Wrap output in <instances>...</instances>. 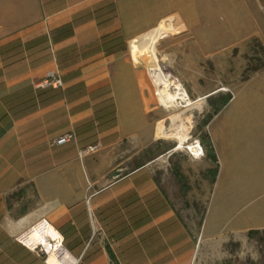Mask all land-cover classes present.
Returning <instances> with one entry per match:
<instances>
[{
	"label": "crops",
	"instance_id": "obj_1",
	"mask_svg": "<svg viewBox=\"0 0 264 264\" xmlns=\"http://www.w3.org/2000/svg\"><path fill=\"white\" fill-rule=\"evenodd\" d=\"M178 1L0 0V264H59L19 243L34 248L41 222L76 264H112L108 246L120 264L186 261V232L154 178L117 164L125 142L155 140L146 75L127 48L161 26L159 43L176 36L171 17L187 32L164 10ZM50 71L62 89L38 88ZM225 87L232 98L206 127L218 160L205 161L217 169L210 199L250 209L238 234L264 231V68Z\"/></svg>",
	"mask_w": 264,
	"mask_h": 264
},
{
	"label": "rangeland",
	"instance_id": "obj_2",
	"mask_svg": "<svg viewBox=\"0 0 264 264\" xmlns=\"http://www.w3.org/2000/svg\"><path fill=\"white\" fill-rule=\"evenodd\" d=\"M164 10L167 14L179 13L188 31L182 34L176 17H171L172 25L179 30L176 36L159 43L168 35L161 26L132 41L148 36L158 39V65L173 73L193 103L187 107L185 104L161 107L150 76L149 60H144L140 66L146 75L145 94L150 101L155 140L145 146L125 142L117 164L120 169L127 168L126 171L144 165L154 178L186 232L188 256L183 264H264V236L238 234L247 224L250 209L217 196L210 199L211 171L216 165L206 171L208 156L194 160L186 150L193 140H202L207 133L206 120L213 111L211 100L230 94L213 93L219 89L231 91L225 87L228 81L247 79L264 68V0H179L166 5ZM162 41L167 43L163 47ZM193 53L201 59L200 64L183 66ZM180 145L183 148L177 150ZM123 170L122 174L126 172ZM176 172L181 175L180 180ZM206 178L208 182L204 185ZM184 184L186 192L182 190ZM205 216L206 236L215 238L203 235ZM50 235L57 237L51 232Z\"/></svg>",
	"mask_w": 264,
	"mask_h": 264
},
{
	"label": "bare ground",
	"instance_id": "obj_3",
	"mask_svg": "<svg viewBox=\"0 0 264 264\" xmlns=\"http://www.w3.org/2000/svg\"><path fill=\"white\" fill-rule=\"evenodd\" d=\"M157 46L158 39L153 36H148L138 41H131L129 44V50L136 65L144 63V60H149L150 76L157 87L155 90L158 97V103L161 107L168 109L174 106H182L183 104H185V107L192 105L193 102L186 89L178 79L174 77L173 73L171 71H164L158 65ZM222 91L227 90L223 89ZM189 133L190 132H188V136ZM187 142H189V139ZM188 147L193 151L192 145H189ZM182 148L183 146L180 145L177 150H181ZM34 229L40 237L35 240L34 248L32 249H36L43 245L48 253L47 258L53 257L59 264H76V260L62 246L61 238L51 237L48 224L41 222L37 224Z\"/></svg>",
	"mask_w": 264,
	"mask_h": 264
},
{
	"label": "built area",
	"instance_id": "obj_4",
	"mask_svg": "<svg viewBox=\"0 0 264 264\" xmlns=\"http://www.w3.org/2000/svg\"><path fill=\"white\" fill-rule=\"evenodd\" d=\"M63 85L64 83H63V80L60 74L56 71H50L47 73L45 78L40 83H38L37 86L38 88H49L50 87L53 89H62ZM227 91L231 93V91L229 90ZM190 139L191 137L189 138V141ZM75 140H76V134L74 132H70L60 137L56 141V144L62 145V144L70 143ZM191 145H192L193 151L188 146H186V150L191 158H193L194 160H198V161H201L207 158V150L205 146L203 145L202 140L200 138L193 140L191 142ZM98 149H99V145L89 146L86 149L80 150L78 152V157L80 159H83L84 157L90 154L96 153ZM19 243L32 252H37L38 254L44 255L46 258L48 257V253L43 245L37 247L36 249H31L30 247L22 243L20 240H19Z\"/></svg>",
	"mask_w": 264,
	"mask_h": 264
},
{
	"label": "trees",
	"instance_id": "obj_5",
	"mask_svg": "<svg viewBox=\"0 0 264 264\" xmlns=\"http://www.w3.org/2000/svg\"><path fill=\"white\" fill-rule=\"evenodd\" d=\"M256 72V71H255ZM232 96L230 94L228 95H223L221 96L219 99L213 101L211 100V105L213 106V111L212 113L208 116L207 120H206V126L209 124V122L211 121V119L217 115L231 100ZM202 143L205 146L206 150H207V156L208 158L211 160V162L217 164L218 160L217 157L215 155V151L212 145V142L210 141L209 135L203 134L202 135ZM142 166V165H141ZM212 174L214 175V177H216L217 174V169H212ZM176 176L178 177V179H181V175L179 173L176 172ZM182 190L183 192H186L187 190V185L184 184L182 186ZM250 235H253L255 237H260V236H264V231H250L249 232ZM110 259L112 261V264H120L116 258V255L114 254L113 250L108 246L106 248Z\"/></svg>",
	"mask_w": 264,
	"mask_h": 264
},
{
	"label": "water",
	"instance_id": "obj_6",
	"mask_svg": "<svg viewBox=\"0 0 264 264\" xmlns=\"http://www.w3.org/2000/svg\"><path fill=\"white\" fill-rule=\"evenodd\" d=\"M122 174V171H116L114 174H113V177H118Z\"/></svg>",
	"mask_w": 264,
	"mask_h": 264
}]
</instances>
